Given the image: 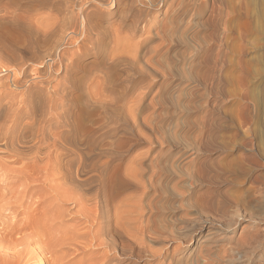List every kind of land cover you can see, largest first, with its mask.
Returning a JSON list of instances; mask_svg holds the SVG:
<instances>
[{
    "label": "rangeland",
    "instance_id": "rangeland-1",
    "mask_svg": "<svg viewBox=\"0 0 264 264\" xmlns=\"http://www.w3.org/2000/svg\"><path fill=\"white\" fill-rule=\"evenodd\" d=\"M64 1H47L38 11L54 13ZM120 5L101 25L121 32L116 49L134 62L115 61L101 87L93 83L86 92L77 84L71 115L83 124L111 121L115 113L133 122L107 171L118 215L139 227L136 234L148 223L144 241L156 255L134 249L142 256L136 264H264V0ZM123 6L132 13L125 15ZM4 13L0 44L15 48L20 27L8 25ZM146 18L152 25L129 36L134 21ZM109 43L106 36L102 44ZM102 54L80 58L77 76L102 65ZM24 241L1 243L7 264L29 256L26 264H39L40 243ZM66 250L74 255L58 264H95L107 253Z\"/></svg>",
    "mask_w": 264,
    "mask_h": 264
},
{
    "label": "bare ground",
    "instance_id": "bare-ground-1",
    "mask_svg": "<svg viewBox=\"0 0 264 264\" xmlns=\"http://www.w3.org/2000/svg\"><path fill=\"white\" fill-rule=\"evenodd\" d=\"M47 1L0 2L8 25L21 31L15 48L0 41V245L9 239L15 245L35 240L39 264H58L68 256L66 249L89 247L107 250L95 264H136L142 256L134 249L144 251L145 258L156 255L144 241L148 223L136 234L139 227L118 215L107 171V160L120 153L121 137L131 134L133 122L113 111L115 121L108 116L88 124L71 115L77 84L84 91L93 83L101 87L115 61L134 62L116 49L121 32L101 25L120 0H66L54 13L42 15L38 6ZM121 11L132 13L128 6ZM150 25L147 18L137 19L128 35ZM106 36L110 43L105 46ZM88 52L103 53L105 61L77 76L80 58ZM2 251L0 264H7Z\"/></svg>",
    "mask_w": 264,
    "mask_h": 264
}]
</instances>
